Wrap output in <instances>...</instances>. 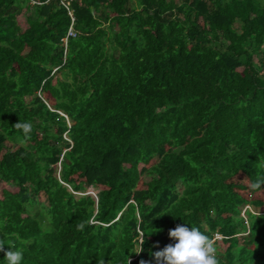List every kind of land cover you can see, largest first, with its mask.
Instances as JSON below:
<instances>
[{
	"label": "trees",
	"instance_id": "1",
	"mask_svg": "<svg viewBox=\"0 0 264 264\" xmlns=\"http://www.w3.org/2000/svg\"><path fill=\"white\" fill-rule=\"evenodd\" d=\"M69 9L0 0V264H157L183 223L264 264V0Z\"/></svg>",
	"mask_w": 264,
	"mask_h": 264
},
{
	"label": "clouds",
	"instance_id": "2",
	"mask_svg": "<svg viewBox=\"0 0 264 264\" xmlns=\"http://www.w3.org/2000/svg\"><path fill=\"white\" fill-rule=\"evenodd\" d=\"M15 125L22 130L25 138H27L28 134L32 131L30 123L18 122ZM260 186L261 182H256L252 185L254 189ZM91 192L96 191L90 189L86 194L92 196ZM79 194L83 195V193ZM94 198H98L97 192ZM80 227L82 228L83 225H80ZM167 235L170 239L174 240L175 243L165 245L163 249L152 253V257L157 264H220V259L217 256L216 240L204 234L200 229L189 227L188 224L183 223L169 230ZM144 239L145 235L141 233L136 244L137 250L134 251L135 253H140L144 250L142 248ZM3 245L4 244H0V251L3 250ZM8 246L10 250L4 252V257L2 259L3 264H22L23 252L20 250H13L11 245ZM141 264H144V262L141 261Z\"/></svg>",
	"mask_w": 264,
	"mask_h": 264
},
{
	"label": "built area",
	"instance_id": "3",
	"mask_svg": "<svg viewBox=\"0 0 264 264\" xmlns=\"http://www.w3.org/2000/svg\"><path fill=\"white\" fill-rule=\"evenodd\" d=\"M33 4H35L36 2H32ZM60 3L63 5V6H65L68 10H70L69 9V6H70V0H60ZM69 14H70V16L72 17V12L71 11H69ZM72 21L74 22V18L72 17ZM69 35L70 36H75L76 35V33L72 30V29H70V31H69ZM91 194H92V196H94V197H96V192H91Z\"/></svg>",
	"mask_w": 264,
	"mask_h": 264
},
{
	"label": "rangeland",
	"instance_id": "4",
	"mask_svg": "<svg viewBox=\"0 0 264 264\" xmlns=\"http://www.w3.org/2000/svg\"><path fill=\"white\" fill-rule=\"evenodd\" d=\"M20 21L22 22V23H24V20H23V18L22 17H20ZM256 61H258V59L256 58ZM236 264H238V262H236Z\"/></svg>",
	"mask_w": 264,
	"mask_h": 264
},
{
	"label": "water",
	"instance_id": "5",
	"mask_svg": "<svg viewBox=\"0 0 264 264\" xmlns=\"http://www.w3.org/2000/svg\"><path fill=\"white\" fill-rule=\"evenodd\" d=\"M96 200H98V198Z\"/></svg>",
	"mask_w": 264,
	"mask_h": 264
}]
</instances>
